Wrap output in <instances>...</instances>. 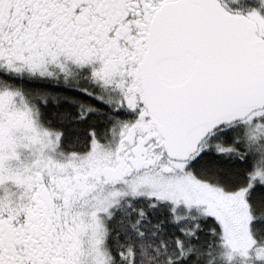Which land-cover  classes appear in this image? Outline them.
<instances>
[{"label": "snow or ice", "instance_id": "6c2138e0", "mask_svg": "<svg viewBox=\"0 0 264 264\" xmlns=\"http://www.w3.org/2000/svg\"><path fill=\"white\" fill-rule=\"evenodd\" d=\"M0 264H264V0H0Z\"/></svg>", "mask_w": 264, "mask_h": 264}]
</instances>
